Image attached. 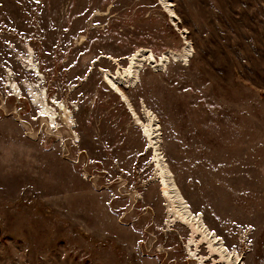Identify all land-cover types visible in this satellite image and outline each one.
I'll return each mask as SVG.
<instances>
[{
  "label": "rangeland",
  "instance_id": "374dc122",
  "mask_svg": "<svg viewBox=\"0 0 264 264\" xmlns=\"http://www.w3.org/2000/svg\"><path fill=\"white\" fill-rule=\"evenodd\" d=\"M171 2L177 27L160 0H0V264H199L190 231L167 227L143 128L102 73L117 67L109 56L186 39L188 65L145 66L122 89L138 116L141 101L158 116L193 212L243 264H264V0ZM28 46L69 135L62 109L50 131L25 88L21 99L7 88L10 70L37 81Z\"/></svg>",
  "mask_w": 264,
  "mask_h": 264
},
{
  "label": "bare ground",
  "instance_id": "6f19581e",
  "mask_svg": "<svg viewBox=\"0 0 264 264\" xmlns=\"http://www.w3.org/2000/svg\"><path fill=\"white\" fill-rule=\"evenodd\" d=\"M160 1L167 13L172 17L173 24L177 27L178 24H176L174 20L176 14L174 13L171 0ZM99 15H101L100 11H96L93 17ZM193 53L194 48L192 43L186 39L179 49L168 48L159 55H156L154 51L149 48L142 47L135 50L131 55L123 58L109 56L110 60H113L117 67L114 71L102 69L103 82L119 97L120 101L125 104L135 125L143 128V136L148 142L149 149L153 152V163L155 165L157 182L161 186V196L164 200L166 209V225L167 227L181 225L190 231V238H188V242L186 243V250L189 251L191 256L189 257L195 259L199 264H207L208 261L223 264H243L240 253L236 250L229 249L225 241L206 224L203 216L200 213L196 214L193 212L191 205L184 197L161 149L158 116L142 101V116H138L131 100L122 89L136 87L139 81V74L145 66H150L155 71H165L172 62H181L184 65H188ZM34 58V50L31 46H28L27 54L23 57L26 65V68H24L26 71H29L28 73H35V76L38 75L36 76L38 78L37 81H31L27 78L23 83H18L15 79V75L10 70V72L7 73V88L13 96L19 99L23 96L22 88H25L28 99L33 107L39 111V119H41L42 124L46 125L50 131L60 128V124L56 117L57 110L62 109L64 111V116L63 121H61L64 126H66L64 132L69 135L68 129L70 130L74 124L70 111L66 108L67 105H64V103H61V100L59 101L58 99H53V106L48 104L47 89L42 86L45 76L35 64ZM122 60L127 61L125 66H121L120 64ZM97 61H99V59L96 60L94 64ZM69 104L71 103L69 102ZM75 110H78V108ZM28 128L30 129L29 126L27 129ZM202 245L205 246L208 251L205 255L199 253V248Z\"/></svg>",
  "mask_w": 264,
  "mask_h": 264
},
{
  "label": "trees",
  "instance_id": "16d2710c",
  "mask_svg": "<svg viewBox=\"0 0 264 264\" xmlns=\"http://www.w3.org/2000/svg\"><path fill=\"white\" fill-rule=\"evenodd\" d=\"M178 184V183H177ZM179 186V185H178ZM205 220V219H204ZM206 222V221H205ZM207 223V222H206ZM208 225V224H207ZM209 226V225H208ZM210 227V226H209Z\"/></svg>",
  "mask_w": 264,
  "mask_h": 264
}]
</instances>
